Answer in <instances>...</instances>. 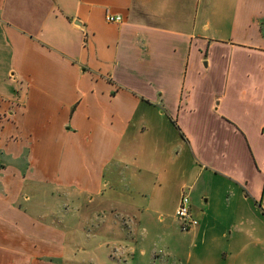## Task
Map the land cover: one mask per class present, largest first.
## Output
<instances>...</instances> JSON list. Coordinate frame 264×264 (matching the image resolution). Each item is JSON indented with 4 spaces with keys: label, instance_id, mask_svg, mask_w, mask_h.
<instances>
[{
    "label": "crops",
    "instance_id": "0c3cea01",
    "mask_svg": "<svg viewBox=\"0 0 264 264\" xmlns=\"http://www.w3.org/2000/svg\"><path fill=\"white\" fill-rule=\"evenodd\" d=\"M263 128L264 0H0V264H72L85 200L140 258L182 194V264H264Z\"/></svg>",
    "mask_w": 264,
    "mask_h": 264
},
{
    "label": "rangeland",
    "instance_id": "374dc122",
    "mask_svg": "<svg viewBox=\"0 0 264 264\" xmlns=\"http://www.w3.org/2000/svg\"><path fill=\"white\" fill-rule=\"evenodd\" d=\"M36 199L38 202L44 199L50 205L53 202L51 197L44 198L36 195ZM86 201L83 202V208H89L88 218L85 221L69 219L61 226L65 232L64 252L66 258L70 257L72 264H164V262L182 264L181 258L177 257L176 253L182 254L190 250L192 237L185 235L190 227L181 228L179 220L170 218L171 216L166 218L164 212L160 211L151 215V219L145 218L142 221L141 219H123L126 226H121L122 229L124 227L127 230L126 233L131 235L129 237H132L133 241H138V246L145 252L144 256L139 258L137 253L131 261L124 259L117 252L112 257L104 256L102 255L104 251L93 247L98 242L102 245L103 250L113 251L112 248L117 247V240L112 237L116 236L118 231L116 223L122 224L123 215L121 213V216H117L111 205V208L106 205V210L103 211L102 206L96 207V200L87 204ZM68 209L67 211H69ZM67 211L61 205L56 209L58 215L67 213ZM101 234H105V237H93H101ZM88 243V248H84Z\"/></svg>",
    "mask_w": 264,
    "mask_h": 264
},
{
    "label": "built area",
    "instance_id": "2783aa9c",
    "mask_svg": "<svg viewBox=\"0 0 264 264\" xmlns=\"http://www.w3.org/2000/svg\"><path fill=\"white\" fill-rule=\"evenodd\" d=\"M120 16L119 15H111V14H106L105 15V20L107 22H118L120 21ZM263 133H264V128H263ZM175 216L180 222L181 228H189L192 225L196 224V221L190 217L189 213V197L187 194H182L179 200V203L175 209Z\"/></svg>",
    "mask_w": 264,
    "mask_h": 264
}]
</instances>
